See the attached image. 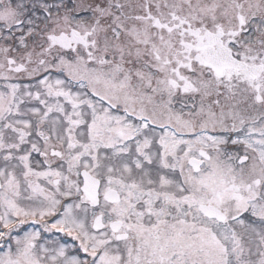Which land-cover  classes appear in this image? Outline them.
<instances>
[{
	"label": "snow or ice",
	"instance_id": "6c2138e0",
	"mask_svg": "<svg viewBox=\"0 0 264 264\" xmlns=\"http://www.w3.org/2000/svg\"><path fill=\"white\" fill-rule=\"evenodd\" d=\"M0 264H264V0H0Z\"/></svg>",
	"mask_w": 264,
	"mask_h": 264
}]
</instances>
